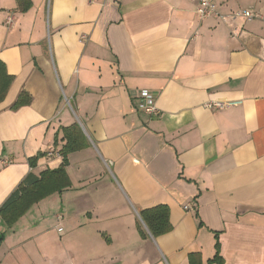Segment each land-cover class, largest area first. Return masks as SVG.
<instances>
[{"label":"crops","instance_id":"crops-1","mask_svg":"<svg viewBox=\"0 0 264 264\" xmlns=\"http://www.w3.org/2000/svg\"><path fill=\"white\" fill-rule=\"evenodd\" d=\"M196 8L0 0V62L13 77L0 103V207L29 173L60 166L64 128L82 145L67 154L68 188L11 227L0 219V264H217L216 244L222 264H264V0H217L205 18ZM242 10L261 18L231 17ZM141 89L155 114L135 110ZM23 92L29 104L13 109ZM157 206L171 229L153 236L140 211Z\"/></svg>","mask_w":264,"mask_h":264},{"label":"trees","instance_id":"trees-1","mask_svg":"<svg viewBox=\"0 0 264 264\" xmlns=\"http://www.w3.org/2000/svg\"><path fill=\"white\" fill-rule=\"evenodd\" d=\"M27 2H23V9L27 6ZM12 80L13 77L5 72L4 65L0 62V103L5 98ZM29 102V95L23 92L19 95L12 108L17 109L29 104ZM64 137L67 142L59 152L62 158L60 166L57 169L45 171L38 177L29 173L0 207V219L7 227L15 224L19 218L39 201L54 193H61L70 186V181L65 172L67 154L80 149L82 145L80 143V134L75 126L64 128ZM43 155L42 153H38L35 157L27 160L31 169L34 167L36 160ZM168 215V209L165 206H157L140 211L141 219L153 236L169 232L171 226L168 222ZM216 251L217 253L212 262L222 264L217 244Z\"/></svg>","mask_w":264,"mask_h":264},{"label":"built area","instance_id":"built-area-1","mask_svg":"<svg viewBox=\"0 0 264 264\" xmlns=\"http://www.w3.org/2000/svg\"><path fill=\"white\" fill-rule=\"evenodd\" d=\"M197 8L196 13L200 18H205L208 16L216 15L217 10V0H196ZM231 17H244L248 20L261 18L259 14L253 13L249 10H242L241 12H234ZM11 18L7 19V24H10ZM155 96L149 90L141 89L136 92L133 96V106L135 110L143 112L146 114H155L157 109L154 105ZM210 107L220 108V104H214ZM186 210L189 209L188 206L184 207ZM60 231V230H59Z\"/></svg>","mask_w":264,"mask_h":264},{"label":"rangeland","instance_id":"rangeland-1","mask_svg":"<svg viewBox=\"0 0 264 264\" xmlns=\"http://www.w3.org/2000/svg\"><path fill=\"white\" fill-rule=\"evenodd\" d=\"M50 236H52L53 238H55L56 237V229L55 228H53V229H51L50 231H49V233H48ZM56 239V238H55Z\"/></svg>","mask_w":264,"mask_h":264}]
</instances>
